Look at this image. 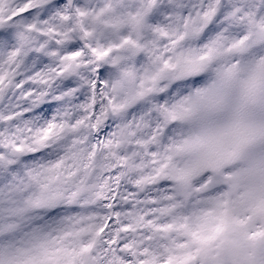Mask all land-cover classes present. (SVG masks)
Instances as JSON below:
<instances>
[{"label":"snow or ice","instance_id":"snow-or-ice-1","mask_svg":"<svg viewBox=\"0 0 264 264\" xmlns=\"http://www.w3.org/2000/svg\"><path fill=\"white\" fill-rule=\"evenodd\" d=\"M0 264H264V0H0Z\"/></svg>","mask_w":264,"mask_h":264}]
</instances>
